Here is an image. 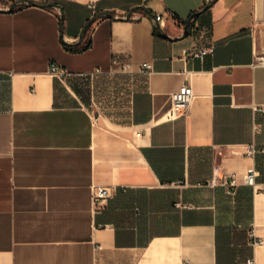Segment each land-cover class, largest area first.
I'll list each match as a JSON object with an SVG mask.
<instances>
[{"label":"crops","instance_id":"0c3cea01","mask_svg":"<svg viewBox=\"0 0 264 264\" xmlns=\"http://www.w3.org/2000/svg\"><path fill=\"white\" fill-rule=\"evenodd\" d=\"M15 1L0 0V264H264V0ZM223 174L235 195L207 184ZM95 186L114 188L98 211Z\"/></svg>","mask_w":264,"mask_h":264},{"label":"built area","instance_id":"2783aa9c","mask_svg":"<svg viewBox=\"0 0 264 264\" xmlns=\"http://www.w3.org/2000/svg\"><path fill=\"white\" fill-rule=\"evenodd\" d=\"M14 7H20L23 5H30L29 0H16L14 3ZM89 7L93 10H95L96 5L95 3H90ZM157 21H162V17L160 15L156 16ZM214 52V45H209L200 49H191L187 53L189 56L194 58H204L206 55L211 54ZM127 65H124L122 67V70L127 69ZM143 67H149L148 63H144ZM49 71L55 75L57 78L64 79L68 72L63 69L61 65H59L56 62H51L49 65ZM195 98V94L193 91V88L191 85H186L182 89L177 90L171 94V106L168 108V110L165 112V116L172 120L176 119L180 116H184L189 112L190 105ZM258 150L251 147L249 153L255 154ZM259 151H264V149H261ZM258 175V170L256 167H251L247 171L246 174V183L256 187V178ZM209 186L217 187L222 186L226 193L229 195H235L237 192V182L236 178L234 176H228L226 174L223 175H216L214 176L210 181L207 182ZM114 188L107 187V186H95L93 188V200L97 207V211L101 208L103 203L110 198L113 195ZM261 240L255 235L254 230L250 231V244L255 246L257 245ZM247 264H256V261L254 258H249L247 260Z\"/></svg>","mask_w":264,"mask_h":264},{"label":"water","instance_id":"95a60500","mask_svg":"<svg viewBox=\"0 0 264 264\" xmlns=\"http://www.w3.org/2000/svg\"><path fill=\"white\" fill-rule=\"evenodd\" d=\"M29 3L31 4H34V5H37V6H40V7H50L52 6L53 4L51 3H40V2H34L33 0H29ZM14 7V4H12L9 8V10H12ZM208 7V6H207ZM130 15V14H129ZM100 16V14H97L95 16H93V18L87 23V25L83 28L82 32H81V35H80V38H79V42L82 41L83 39V36H84V33L86 32V30L88 29V27ZM158 32L163 35V36H167L163 30L158 27ZM184 34L186 35L187 34V27L185 28V31H184Z\"/></svg>","mask_w":264,"mask_h":264},{"label":"trees","instance_id":"16d2710c","mask_svg":"<svg viewBox=\"0 0 264 264\" xmlns=\"http://www.w3.org/2000/svg\"><path fill=\"white\" fill-rule=\"evenodd\" d=\"M89 45L90 44H86L84 46L77 47V48H71V47H68L67 45L66 46H67V48L71 49L72 51H84V50L89 48Z\"/></svg>","mask_w":264,"mask_h":264}]
</instances>
